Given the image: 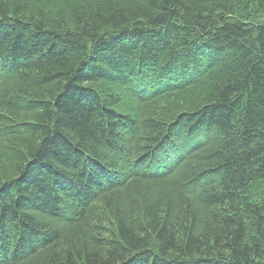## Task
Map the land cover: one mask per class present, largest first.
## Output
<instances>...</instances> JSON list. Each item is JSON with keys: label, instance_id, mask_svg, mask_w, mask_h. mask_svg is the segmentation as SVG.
<instances>
[{"label": "trees", "instance_id": "16d2710c", "mask_svg": "<svg viewBox=\"0 0 264 264\" xmlns=\"http://www.w3.org/2000/svg\"><path fill=\"white\" fill-rule=\"evenodd\" d=\"M0 264H264V0H0Z\"/></svg>", "mask_w": 264, "mask_h": 264}, {"label": "rangeland", "instance_id": "374dc122", "mask_svg": "<svg viewBox=\"0 0 264 264\" xmlns=\"http://www.w3.org/2000/svg\"><path fill=\"white\" fill-rule=\"evenodd\" d=\"M44 2L48 4L49 0H44ZM200 96L201 94L198 91H195L191 94H186L184 97L182 96L168 101H162V103H160L161 112L167 115L168 113L171 114L173 110H179L187 105L197 104L200 102Z\"/></svg>", "mask_w": 264, "mask_h": 264}]
</instances>
